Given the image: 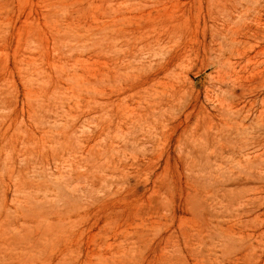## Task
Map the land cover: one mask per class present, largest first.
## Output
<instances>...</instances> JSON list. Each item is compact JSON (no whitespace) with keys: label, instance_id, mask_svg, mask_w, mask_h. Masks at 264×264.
<instances>
[{"label":"rangeland","instance_id":"obj_1","mask_svg":"<svg viewBox=\"0 0 264 264\" xmlns=\"http://www.w3.org/2000/svg\"><path fill=\"white\" fill-rule=\"evenodd\" d=\"M0 264H264V0H0Z\"/></svg>","mask_w":264,"mask_h":264}]
</instances>
